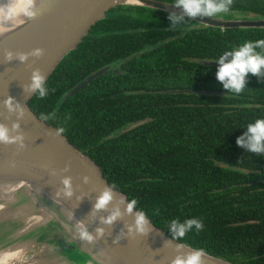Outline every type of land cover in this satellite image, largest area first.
<instances>
[{
    "label": "trees",
    "instance_id": "trees-1",
    "mask_svg": "<svg viewBox=\"0 0 264 264\" xmlns=\"http://www.w3.org/2000/svg\"><path fill=\"white\" fill-rule=\"evenodd\" d=\"M168 15L128 5L109 10L45 81L47 95L37 91L28 106L169 238L172 220L198 218L203 230L175 241L231 264H264V156L236 144L249 123L264 119V80L249 74L235 94L215 78L223 52L264 39V29L187 19L170 27ZM213 17L264 19V0H233Z\"/></svg>",
    "mask_w": 264,
    "mask_h": 264
},
{
    "label": "water",
    "instance_id": "water-1",
    "mask_svg": "<svg viewBox=\"0 0 264 264\" xmlns=\"http://www.w3.org/2000/svg\"><path fill=\"white\" fill-rule=\"evenodd\" d=\"M127 5L180 14L173 4L157 0H37L34 18L23 17L19 9L6 27L8 33H0V124L9 128L10 136L22 137V141L0 143V192L7 193L0 197V207L4 204L35 210L33 214L39 222L32 225L39 228L30 232L31 222L24 220V229L16 235V238H24L23 243L1 245L0 255L17 250L21 245L48 243L55 258L64 257L67 264H171L176 255L194 250L183 244L178 253L176 247L180 243L169 238L148 218L146 234L136 231L138 210L127 212V197L108 183L90 157L57 128L39 119L28 106L37 92L26 91L32 71L40 70L47 81L63 58L105 19L109 10ZM190 21L222 30L264 29V19L198 17ZM37 49L42 50L40 57L31 55ZM8 53H12L11 60L7 59ZM21 54L27 56L23 62L18 58ZM108 70L106 67L88 76L64 99ZM9 97L15 108L12 112L5 107ZM13 124L19 127L13 129ZM66 178H70L71 196L64 194ZM106 189L112 192L113 198L104 209H96L95 204ZM116 210L120 211V216L112 224L102 223ZM1 222L4 224V220ZM130 227L132 232H129ZM98 228L104 230L103 236L97 234ZM81 230H86L92 240L82 239ZM8 231L12 235L11 229ZM27 237H35V242L25 239ZM71 252L83 259L72 258ZM204 264L231 263L206 254Z\"/></svg>",
    "mask_w": 264,
    "mask_h": 264
},
{
    "label": "clouds",
    "instance_id": "clouds-1",
    "mask_svg": "<svg viewBox=\"0 0 264 264\" xmlns=\"http://www.w3.org/2000/svg\"><path fill=\"white\" fill-rule=\"evenodd\" d=\"M43 2V0H41ZM233 0H175L172 5L174 8L180 10V14L175 12L169 13L168 20L170 27L186 22L187 20H194L198 17H213L220 13H226L230 10ZM20 8V14L26 18H34L37 15V0H3L0 2V30L10 25L15 19L16 9ZM257 49L264 50V39L256 41H246L236 49L223 52V54L215 61L218 64L215 78L222 84L223 89L227 92L239 94L248 84V76L257 77L259 80H264V51L258 52ZM42 50L37 49L31 55L40 57ZM21 62L27 59L26 55H19ZM7 59H12V53L7 54ZM26 91H38L41 98L47 95V88L45 86V79L40 70H34L31 73V83L27 86ZM5 107L9 112L15 110L13 108L12 98L9 97L5 101ZM19 108V105H16ZM19 125L13 124L12 128L16 129ZM63 131V129H61ZM17 141H22V137L10 136L9 128L0 124V143L11 144ZM238 147L245 151L264 156V119H256L253 123H249L243 135L236 139ZM63 184L67 191L66 196H71L70 178L63 180ZM59 195V193H57ZM112 192L106 189L98 198L95 208L104 209L112 200ZM137 200L132 199L127 205V212L131 214L136 207ZM120 216V211L116 210L107 219L102 220L104 224H112ZM148 219L145 212L141 209L135 213L134 227L136 231L141 234H146ZM204 228L203 221L198 218L187 219L183 222L179 220H172L169 225V230L172 232V239L181 240L187 233L195 229L197 232ZM133 228H129L132 232ZM97 234L103 236L104 230L98 228ZM80 236L82 239L91 241L92 236L86 230H81ZM183 244H178L176 251L180 253ZM206 252L202 248H196L187 253H181L175 256L171 264H204V257Z\"/></svg>",
    "mask_w": 264,
    "mask_h": 264
},
{
    "label": "rangeland",
    "instance_id": "rangeland-1",
    "mask_svg": "<svg viewBox=\"0 0 264 264\" xmlns=\"http://www.w3.org/2000/svg\"><path fill=\"white\" fill-rule=\"evenodd\" d=\"M2 205L3 206L0 207V246L7 242H10L14 245L23 243L24 238H22V236L20 238H16V235L17 232H20L24 229V220L31 222L29 224L32 227L29 230L30 232L39 228L32 226L39 223L33 214L35 213V210H23L19 208H13L12 206H4V204ZM1 220H4V224L1 222ZM9 229H11L12 235L9 233ZM26 231L27 234L30 233L28 230ZM55 232H57L56 234L58 235V231ZM22 235L25 236L26 234ZM25 239H29L31 241L34 240L33 242H35V237H27ZM53 254L52 246H50L48 243L32 244L29 245L27 252L22 255L20 264H67L64 257H57L56 259L55 254ZM70 256H72L74 259H83L82 256H78L73 252H71Z\"/></svg>",
    "mask_w": 264,
    "mask_h": 264
},
{
    "label": "bare ground",
    "instance_id": "bare-ground-1",
    "mask_svg": "<svg viewBox=\"0 0 264 264\" xmlns=\"http://www.w3.org/2000/svg\"><path fill=\"white\" fill-rule=\"evenodd\" d=\"M0 2H3V0H0ZM19 9L20 8H17L16 12ZM0 33L2 35L8 33L6 27L0 30ZM6 194H7L6 191H2L0 192V197L5 196ZM27 248L29 249L28 246L21 245L18 247L17 250L9 251V252H6V254L4 253L3 255H0V264H20V259L22 255L27 252L28 250Z\"/></svg>",
    "mask_w": 264,
    "mask_h": 264
},
{
    "label": "flooded vegetation",
    "instance_id": "flooded-vegetation-1",
    "mask_svg": "<svg viewBox=\"0 0 264 264\" xmlns=\"http://www.w3.org/2000/svg\"><path fill=\"white\" fill-rule=\"evenodd\" d=\"M198 25V24H197ZM114 71H117V70H114Z\"/></svg>",
    "mask_w": 264,
    "mask_h": 264
}]
</instances>
